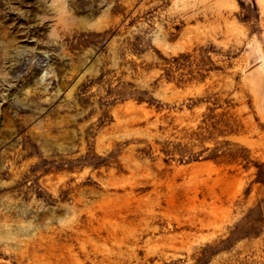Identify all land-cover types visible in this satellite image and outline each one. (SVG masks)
Segmentation results:
<instances>
[{
	"label": "rangeland",
	"instance_id": "obj_1",
	"mask_svg": "<svg viewBox=\"0 0 264 264\" xmlns=\"http://www.w3.org/2000/svg\"><path fill=\"white\" fill-rule=\"evenodd\" d=\"M0 264H264V0H0Z\"/></svg>",
	"mask_w": 264,
	"mask_h": 264
}]
</instances>
